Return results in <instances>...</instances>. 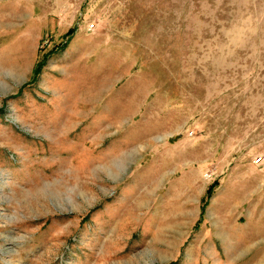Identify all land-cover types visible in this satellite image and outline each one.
<instances>
[{
	"label": "rangeland",
	"instance_id": "obj_1",
	"mask_svg": "<svg viewBox=\"0 0 264 264\" xmlns=\"http://www.w3.org/2000/svg\"><path fill=\"white\" fill-rule=\"evenodd\" d=\"M175 261L264 264V0H0V264Z\"/></svg>",
	"mask_w": 264,
	"mask_h": 264
},
{
	"label": "trees",
	"instance_id": "obj_2",
	"mask_svg": "<svg viewBox=\"0 0 264 264\" xmlns=\"http://www.w3.org/2000/svg\"><path fill=\"white\" fill-rule=\"evenodd\" d=\"M76 32L75 28L70 29L67 34H66V38H70L71 36H73ZM66 48V45H59V46H55L54 49H52L49 53H47L44 58L39 61L33 71V76L32 79L30 81L29 84H34L37 82L39 76L41 75L43 68L45 67L47 60L49 59V57L53 54H55L56 52H58L59 50H63ZM21 92V91H20ZM219 183L218 181H216L215 183H213L206 191V195L205 197L202 199V206H201V215H200V219L196 224V229H198L203 221V217H204V213L205 210L207 208V206L209 205V201L213 196V193L215 191V189L218 187ZM171 264H178V261L172 262Z\"/></svg>",
	"mask_w": 264,
	"mask_h": 264
},
{
	"label": "built area",
	"instance_id": "obj_3",
	"mask_svg": "<svg viewBox=\"0 0 264 264\" xmlns=\"http://www.w3.org/2000/svg\"><path fill=\"white\" fill-rule=\"evenodd\" d=\"M258 163H259V161L257 160V161H256V164H258Z\"/></svg>",
	"mask_w": 264,
	"mask_h": 264
},
{
	"label": "bare ground",
	"instance_id": "obj_4",
	"mask_svg": "<svg viewBox=\"0 0 264 264\" xmlns=\"http://www.w3.org/2000/svg\"><path fill=\"white\" fill-rule=\"evenodd\" d=\"M38 194V193H37Z\"/></svg>",
	"mask_w": 264,
	"mask_h": 264
}]
</instances>
